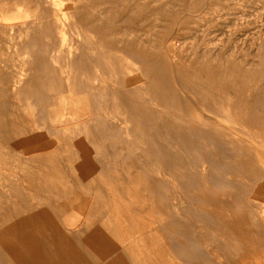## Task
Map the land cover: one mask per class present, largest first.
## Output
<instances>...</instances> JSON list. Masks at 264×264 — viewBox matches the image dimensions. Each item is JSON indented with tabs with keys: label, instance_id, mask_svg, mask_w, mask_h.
Returning <instances> with one entry per match:
<instances>
[{
	"label": "rangeland",
	"instance_id": "rangeland-1",
	"mask_svg": "<svg viewBox=\"0 0 264 264\" xmlns=\"http://www.w3.org/2000/svg\"><path fill=\"white\" fill-rule=\"evenodd\" d=\"M135 1L0 0V125L24 133L0 136L3 257L32 264L7 226L20 227L19 210L41 220L33 228L49 263L94 264L80 244L67 255L26 206L36 161L54 150L68 170L79 149L93 168L149 183L158 207L135 214L134 235L156 227L168 262L264 264V0ZM75 218L67 228L80 227L73 207L63 219Z\"/></svg>",
	"mask_w": 264,
	"mask_h": 264
},
{
	"label": "bare ground",
	"instance_id": "bare-ground-1",
	"mask_svg": "<svg viewBox=\"0 0 264 264\" xmlns=\"http://www.w3.org/2000/svg\"><path fill=\"white\" fill-rule=\"evenodd\" d=\"M1 117L3 118L4 116L1 115ZM2 126L3 125H0V136H2L1 138L5 140L8 136L24 138L23 130L22 128H19L17 124H13L7 130L2 128ZM27 143L28 142H26L25 144ZM56 144L57 143H55V145ZM17 146L19 147V145ZM29 146L30 145L24 146V148L28 149L31 147ZM42 146L43 144L37 147ZM73 152L77 154V157L75 159L70 156L69 158H67V161L70 164L68 170L71 171H68L67 169H60V167H57L55 165L58 160L55 158L54 150L47 151L46 153H44L43 157L39 158L36 161L37 167L34 170H36L37 173L30 176V180H35L36 182H30L32 183V186H34L33 190H31L29 193L33 197V202L30 204H26L28 208H36L38 212H40L42 218L44 220H47L46 222L49 224L51 234L59 239H64V245L67 246V249H70L67 251V255H69L70 257H74V254L77 255V252L74 253V248L75 246L80 244V246L85 250L87 256L92 260L91 262H93L94 264H116L118 260L123 259L122 257H125L124 259L126 260L128 258V260L130 261L129 264H173L172 262H168V259L164 255V251L162 250V248L157 247L158 245L156 242V237H153L154 234H157L156 227L149 229L148 227L143 225V228H146V230L142 229L143 232L139 231L137 237H135L134 235L136 229H138L137 227H139L135 220H138V215L140 216L143 213V209L145 208L146 204L151 203L153 210H155V206L156 208L158 207L156 200L154 198L152 199L153 194L150 192V188L148 185L149 183L147 184V182H145V179H142L141 177L133 176L130 171H126V176L122 177L117 172H115V169H110L111 172L106 170L104 171L103 167H94V169L93 167H91V165L93 163H97L95 161L97 160L96 158H89V154L86 153L85 150L76 149V151ZM26 164H28L27 159ZM96 168L103 170V172H105V175L102 176V174L96 175L89 173V171H92L93 169L96 170ZM31 170L32 167H30V171ZM37 187H42V192L45 194L47 193L48 195L52 196V198L43 197L42 193L38 191ZM34 189L39 192L38 195L33 192ZM80 193H84L86 199L80 200L75 197ZM54 200L56 203L53 202ZM59 202H62L63 205H61ZM73 207H76L78 214L82 216L80 227L79 229L75 230L67 228V225L74 224L77 217L75 219H72L70 223L65 222L63 219L64 214ZM159 207L163 209L161 206V202ZM152 211H149L148 214H151L152 223H156L157 220L155 214L152 215L153 213H150ZM19 212V210L16 211V218L19 222L20 227L15 228L13 226L12 228H10L11 226L7 225L9 223L8 222L6 225L9 226V230L11 229V233H9L15 236L17 240L23 245L28 259L30 262H32V264H52L49 263V258L48 260L45 258L46 255L41 254L38 249L40 245L38 247L36 243V230H34L33 227L35 226V229H37V226L41 227L39 224L41 220L38 222L36 218H28V216L26 217L22 214V212ZM137 213L138 215L136 216L135 214ZM38 216L40 217V215ZM263 221L264 220H261L262 223ZM62 227L65 228V230L62 229ZM234 227L236 228V223H234ZM153 229L155 230V232H152ZM149 233L150 236H148ZM158 235H160V233ZM253 236L255 235L249 234L248 237L249 242H251V245L246 249V251L250 254L249 256H251L252 254L254 255V252L256 251L255 249H257V247L255 248V246H253L252 244L255 238ZM160 237L161 235L159 236V238ZM257 238L259 239V237ZM135 239L138 240V245ZM4 245L5 244L3 243V246ZM147 247H149L150 249L147 250ZM2 249L3 248L0 246V263L4 262L3 264H5L8 263V260H10L13 261L10 262V264H21L17 261V259H15V257L13 258V256L12 258L7 257L10 258L8 260L5 258V256L3 257V254L1 252ZM154 250L156 251L155 255L152 254V251ZM61 253L62 252H60L59 254ZM47 256L50 257V255ZM58 256L56 257L58 258ZM57 258L55 259L57 260ZM74 258H76V256ZM64 259L66 260V258ZM51 261L53 262L54 260ZM53 264L67 263L63 262V260L61 262V260L59 259V261H56Z\"/></svg>",
	"mask_w": 264,
	"mask_h": 264
},
{
	"label": "crops",
	"instance_id": "crops-1",
	"mask_svg": "<svg viewBox=\"0 0 264 264\" xmlns=\"http://www.w3.org/2000/svg\"><path fill=\"white\" fill-rule=\"evenodd\" d=\"M258 150V154L260 155L261 159H262V165H263V168L261 167V169H263L264 171V142L260 141L259 143V147L257 148ZM254 232V231H252ZM252 232H249L250 235H252L253 233Z\"/></svg>",
	"mask_w": 264,
	"mask_h": 264
}]
</instances>
